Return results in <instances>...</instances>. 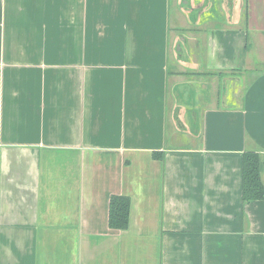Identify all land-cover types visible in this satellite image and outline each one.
<instances>
[{
    "label": "crops",
    "instance_id": "0c3cea01",
    "mask_svg": "<svg viewBox=\"0 0 264 264\" xmlns=\"http://www.w3.org/2000/svg\"><path fill=\"white\" fill-rule=\"evenodd\" d=\"M235 1L0 0V264H264V0Z\"/></svg>",
    "mask_w": 264,
    "mask_h": 264
},
{
    "label": "trees",
    "instance_id": "16d2710c",
    "mask_svg": "<svg viewBox=\"0 0 264 264\" xmlns=\"http://www.w3.org/2000/svg\"><path fill=\"white\" fill-rule=\"evenodd\" d=\"M247 18V13H245ZM161 158L162 152H153ZM242 196L244 200L264 199V184L260 178V160L257 152L245 151L242 161ZM130 198L112 194L108 205V226L112 229H125L128 226Z\"/></svg>",
    "mask_w": 264,
    "mask_h": 264
},
{
    "label": "rangeland",
    "instance_id": "374dc122",
    "mask_svg": "<svg viewBox=\"0 0 264 264\" xmlns=\"http://www.w3.org/2000/svg\"><path fill=\"white\" fill-rule=\"evenodd\" d=\"M215 1V3H214V7L216 8V14L213 16V15H211V16H209L211 19H212V23L210 22V24H213V25H219V23H217L216 21H218L217 19L218 18H221L222 20H226V22H227V24H232V21H233V19H234V6H235V4H236V1L235 0H214ZM185 2V1H184ZM202 2H204L205 3V1L204 0H202ZM201 2V3H202ZM208 3H209V1H208ZM239 4V5H238ZM237 5H238V7H240V9H241V12H242V20H241V24L242 25H245V22H246V19H245V13H246V4H245V0H239V3H238ZM197 2H195L194 4L192 3V6H194V7H197ZM208 8H211V3H209V6H208ZM225 10L226 11V15L227 16H225V17H223V14H220L219 12H218V10L220 11V12H222V10ZM180 13H181V11H180ZM219 15V16H218ZM181 19L182 18H184V16L181 14ZM208 17V18H209ZM223 17V18H222ZM207 18V19H208ZM185 19V18H184ZM213 20H216L215 22H213ZM218 22H221V21H218ZM221 23H224L223 21L221 22ZM253 56V55H252ZM256 57V56H255ZM252 62H253V64L251 65V67H250V71L248 72V73H245L244 74V79H243V81L244 82H242V83H240V86H245L248 82H249V80L250 79H252L254 76H256L257 74H258V72H260L261 70H262V63H260V62H258V60L257 59H255L254 57H252ZM260 70V71H259ZM241 75V74H240ZM218 85V84H217ZM216 86V85H215ZM215 91H216V93H217V90H216V88H213ZM232 92V91H231ZM215 93V92H214Z\"/></svg>",
    "mask_w": 264,
    "mask_h": 264
},
{
    "label": "flooded vegetation",
    "instance_id": "af4514ba",
    "mask_svg": "<svg viewBox=\"0 0 264 264\" xmlns=\"http://www.w3.org/2000/svg\"><path fill=\"white\" fill-rule=\"evenodd\" d=\"M204 2H202V0L197 1V7L192 6V2H190L189 0H187L188 6L187 8L191 11V13L195 16L197 15V18H202L203 16H211V15H215L216 14V8L214 7V0H204ZM211 3V8H208L209 3ZM202 2V3H201Z\"/></svg>",
    "mask_w": 264,
    "mask_h": 264
}]
</instances>
